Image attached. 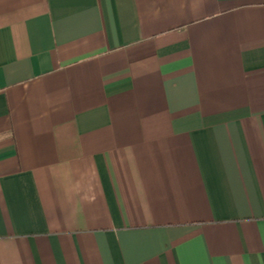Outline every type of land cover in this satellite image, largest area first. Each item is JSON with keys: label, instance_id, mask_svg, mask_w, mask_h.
Segmentation results:
<instances>
[{"label": "crops", "instance_id": "crops-1", "mask_svg": "<svg viewBox=\"0 0 264 264\" xmlns=\"http://www.w3.org/2000/svg\"><path fill=\"white\" fill-rule=\"evenodd\" d=\"M0 264H264V0H0Z\"/></svg>", "mask_w": 264, "mask_h": 264}]
</instances>
